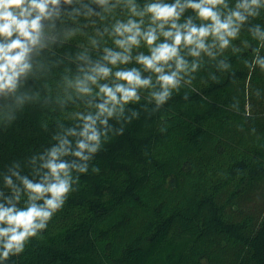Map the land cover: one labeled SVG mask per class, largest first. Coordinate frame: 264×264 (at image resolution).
<instances>
[{
    "label": "trees",
    "instance_id": "16d2710c",
    "mask_svg": "<svg viewBox=\"0 0 264 264\" xmlns=\"http://www.w3.org/2000/svg\"><path fill=\"white\" fill-rule=\"evenodd\" d=\"M257 22L264 30V12ZM241 39L258 46L247 33ZM81 50L59 39L42 50L45 70L21 88L32 99L11 124L3 116L13 98L0 97V173L14 161L27 171L33 156L39 167V156L58 144L52 136L73 125L74 106L54 101ZM253 56L250 48L227 51L218 59L231 64L228 71L205 68L159 111L143 100L132 106L139 118L123 135L109 133L62 211L6 264H264V71L245 65Z\"/></svg>",
    "mask_w": 264,
    "mask_h": 264
},
{
    "label": "clouds",
    "instance_id": "9594fccd",
    "mask_svg": "<svg viewBox=\"0 0 264 264\" xmlns=\"http://www.w3.org/2000/svg\"><path fill=\"white\" fill-rule=\"evenodd\" d=\"M73 5L79 7H64ZM262 12L264 0H0V97L11 96L14 105L3 116L8 124L32 99L20 90L44 72L37 59L42 50L58 39L61 47L75 42L82 49L70 57L75 74L65 67L54 101L61 109L74 106L67 117L73 125L52 136L58 144L39 156V167L33 156L27 171L14 161L0 173V264L22 254L47 230L109 133L123 135L124 125L139 118L132 106L143 100L142 106L153 104L152 111H159L174 93L191 88L205 68L228 71L231 64L218 58L229 50L250 48L254 56L245 65L264 71V30L257 22ZM66 21L76 27H64ZM242 33L258 46L241 39ZM210 78L218 82L215 75ZM45 87L48 102L51 89ZM92 171L100 169L92 166Z\"/></svg>",
    "mask_w": 264,
    "mask_h": 264
}]
</instances>
